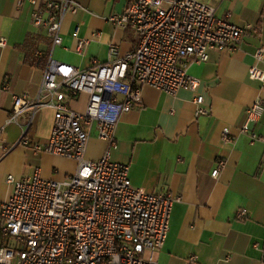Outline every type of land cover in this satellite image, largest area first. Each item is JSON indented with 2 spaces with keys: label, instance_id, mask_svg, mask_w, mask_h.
I'll list each match as a JSON object with an SVG mask.
<instances>
[{
  "label": "crops",
  "instance_id": "obj_1",
  "mask_svg": "<svg viewBox=\"0 0 264 264\" xmlns=\"http://www.w3.org/2000/svg\"><path fill=\"white\" fill-rule=\"evenodd\" d=\"M76 1L84 10L66 16L63 43L52 54L55 61L87 69L94 59L108 61L111 43L119 47L120 56L137 48L139 40L133 29L116 28L107 20L121 13L127 0ZM207 4L217 9V17L229 14L233 24L252 25L253 29L243 35L235 51H213L206 63L190 66L189 74L200 81L196 91L180 89L169 95L145 86L140 104L120 119L119 148L113 159L129 165L134 187L181 197L173 208L168 239L156 255L158 264H264V141L252 138V134L264 138V113L250 125L251 133L242 131L249 107L257 100L264 104V85L249 78L250 67L264 71V59L255 58L264 47V0H211ZM31 14L27 0H0V40H6L0 46V128L5 129L11 148L0 161L1 201L12 193V187L4 191L5 175L26 176L17 162L21 153L41 158L45 168L35 170L40 169L42 175L43 169L64 173L71 163L74 168L67 172L69 176L78 167L73 160L36 154L20 142L21 126L8 124L14 96L36 98L43 78L44 67L26 60L28 41L42 38L37 50L40 57L51 52L50 35L32 25ZM77 27L79 36L89 40L84 54L77 52L73 36ZM198 95L204 97L207 115H196L194 98ZM86 103L87 97L82 96L69 105L82 111ZM29 119L30 113H26L20 122L26 124ZM54 122L52 109L39 111L26 136L30 145L49 142ZM106 149L107 143L94 132L86 157L97 161ZM220 161L225 165L215 179L212 172ZM242 209L248 216L238 219ZM192 257L197 260L191 261Z\"/></svg>",
  "mask_w": 264,
  "mask_h": 264
},
{
  "label": "built area",
  "instance_id": "obj_2",
  "mask_svg": "<svg viewBox=\"0 0 264 264\" xmlns=\"http://www.w3.org/2000/svg\"><path fill=\"white\" fill-rule=\"evenodd\" d=\"M27 1L32 25L51 37V52L37 97L14 96L8 124L21 126L20 142L36 154L73 160L78 167L63 181L46 179L40 169L19 180L6 178L12 193L7 201L0 200V264H158L156 255L168 239L173 208L181 197L133 186L129 165L113 159L120 119L140 104L145 86L169 95L180 89L196 91L200 81L189 74L190 66L206 63L213 51H235L253 26H237L229 14L219 18L217 9L201 0H127L124 10L107 20L116 28L133 29L137 48L120 56L119 47L111 43L106 63L94 59L81 69L55 61L52 54L63 43L66 16L84 8L76 0ZM79 33L77 27L73 36L78 54H84L89 40ZM5 44L1 39L0 46ZM255 58L264 59V47ZM249 78L264 85V71L257 66L250 67ZM82 96L87 97L84 110L70 107V101ZM194 102L197 116L209 113L203 96ZM43 109L55 112L51 137L45 144L30 145L27 133ZM26 113L30 119L22 124ZM263 113L264 104L257 100L242 131L251 133L250 125ZM94 132L107 143L97 161L86 157ZM252 138L264 141L255 134ZM10 151L0 128V161ZM224 165L218 163L213 178ZM247 216L245 209L237 213L238 219Z\"/></svg>",
  "mask_w": 264,
  "mask_h": 264
},
{
  "label": "rangeland",
  "instance_id": "obj_3",
  "mask_svg": "<svg viewBox=\"0 0 264 264\" xmlns=\"http://www.w3.org/2000/svg\"><path fill=\"white\" fill-rule=\"evenodd\" d=\"M205 3H209L211 2V0H201ZM23 147V146H21ZM26 148V147H25ZM17 162H18V165L21 167V170L23 172V174H25L26 176L24 177H28V175H31L32 173L34 174L35 173V169L36 168H45V166L43 167V162L41 161V158L39 157H34L32 155V153H29L28 156L21 153V155L17 158ZM74 168V165L71 164V163H68L65 168H64V173L62 171L57 170V171H54V173H47L45 169L44 172H43V177L45 178H48V179H53V180H56V181H63L65 179H67V175L68 174L67 172L71 173L72 172V169ZM35 170V171H34ZM14 172V171H12ZM32 174V175H33ZM9 175H12L13 177H15L16 179H22L24 177H19L17 176V174L14 172V173H7L5 175V181H4V185H5V192H9V190L11 189V186L8 185L6 183V178L9 176ZM31 175V176H32Z\"/></svg>",
  "mask_w": 264,
  "mask_h": 264
},
{
  "label": "trees",
  "instance_id": "obj_4",
  "mask_svg": "<svg viewBox=\"0 0 264 264\" xmlns=\"http://www.w3.org/2000/svg\"><path fill=\"white\" fill-rule=\"evenodd\" d=\"M42 38L40 37H32L27 44V49H26V60L28 63L31 65L39 66V67H45L48 54H44L42 57L37 55V50L39 47V43ZM52 43V41H51Z\"/></svg>",
  "mask_w": 264,
  "mask_h": 264
}]
</instances>
